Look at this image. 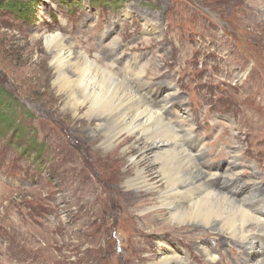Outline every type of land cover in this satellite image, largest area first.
<instances>
[{
    "label": "rangeland",
    "instance_id": "1",
    "mask_svg": "<svg viewBox=\"0 0 264 264\" xmlns=\"http://www.w3.org/2000/svg\"><path fill=\"white\" fill-rule=\"evenodd\" d=\"M258 1L37 0L17 16L2 9L10 0H0V88L9 96L7 108L0 104V264H145L141 248L152 245L139 236L145 212L133 206L124 184L140 152L134 140L104 149L94 138L97 122L68 109L55 85L50 35L91 58L105 55L97 46L115 41L118 66L136 59L145 70L138 86L172 83L181 98L169 118L177 124L189 114L194 136L206 145L208 165L201 169L223 173L238 142L245 188L253 190L255 181L264 187V5ZM250 3L262 21L246 18ZM194 244L180 246L188 247L191 264H207ZM221 249L216 264H239L237 252Z\"/></svg>",
    "mask_w": 264,
    "mask_h": 264
},
{
    "label": "bare ground",
    "instance_id": "2",
    "mask_svg": "<svg viewBox=\"0 0 264 264\" xmlns=\"http://www.w3.org/2000/svg\"><path fill=\"white\" fill-rule=\"evenodd\" d=\"M257 3L264 5V0ZM254 15L260 17L250 3L245 16ZM46 40L57 75L55 85L66 95L68 109L75 115L85 112L90 125L97 122L94 138L102 139L104 149L134 140L140 152L139 157H131L136 173L124 184L133 206L141 205L139 210L145 212L137 229L152 244L141 248L145 264H191L189 249L181 248L182 242H194L195 251L207 264H216L221 246L223 253L237 252L239 264H264V187L262 181H255L253 190L245 188L247 183L238 170L243 156L240 143L228 155L223 173H214L210 166L201 169L200 165H208L206 145L202 137L194 136L197 132L189 114L185 112L177 124L169 118L181 98L172 83L138 86L145 70L139 71L136 59L118 66L115 41L111 48L97 46L105 55L91 58L59 35ZM141 162L147 167H141ZM211 238L215 247L208 242Z\"/></svg>",
    "mask_w": 264,
    "mask_h": 264
},
{
    "label": "trees",
    "instance_id": "3",
    "mask_svg": "<svg viewBox=\"0 0 264 264\" xmlns=\"http://www.w3.org/2000/svg\"><path fill=\"white\" fill-rule=\"evenodd\" d=\"M34 1H37V0H32V1L31 0H10V2H8L7 4L4 3L3 6L1 2L0 8L2 6V9H5V11H10L11 13L17 16H24V14H27V12L32 11ZM66 1L68 0H60L61 3H65V4L71 3V2H66ZM6 100H9V96L6 93V91H4L3 88H0V104L2 107L7 108V105L4 104ZM0 118H1V115H0ZM3 120L5 121L6 119H3Z\"/></svg>",
    "mask_w": 264,
    "mask_h": 264
}]
</instances>
